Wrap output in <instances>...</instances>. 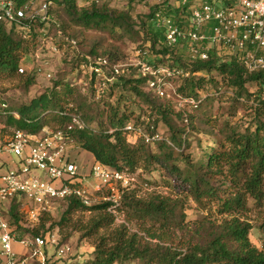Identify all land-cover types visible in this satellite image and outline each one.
I'll use <instances>...</instances> for the list:
<instances>
[{"label":"trees","instance_id":"16d2710c","mask_svg":"<svg viewBox=\"0 0 264 264\" xmlns=\"http://www.w3.org/2000/svg\"><path fill=\"white\" fill-rule=\"evenodd\" d=\"M15 1L20 7L30 0ZM60 3L67 7L74 22L84 28L145 34L148 44L140 46L139 57L154 68L188 72V75H177L170 81L176 84L177 92L182 96L202 99L199 106L193 108L196 112L204 102L231 91L235 100L251 102L247 104L246 115L250 120L243 130L226 122L215 132L218 121L206 112L191 115L190 111L180 108L173 110L174 98H163L165 102H158L162 97L149 86L150 75H144L140 65H131L128 72L117 75L106 68L108 78L113 77L110 80L99 77L97 80L93 73L89 91L90 100L96 107L91 110L86 108L88 104L77 101L80 96L76 87L63 80H56L50 90L18 105L10 106L1 101L0 121L12 131L11 137L17 130L40 134L45 128L66 129L73 115L77 114L85 122V127L76 128L69 134L75 144L94 156L96 162L130 173L139 168L150 171L158 167L170 177L176 192L170 196L155 192L140 197L131 186H125L118 202L105 200L91 205L70 196L63 200L67 208L58 222L53 221L51 212H43L31 226L26 224L23 201L15 196L3 210L11 232L17 239L47 238L55 225L70 223L71 212L89 210L92 211L89 220L75 226L84 236L93 238V255L85 264L132 261H139V264H264V241L262 248L252 242L250 231L253 225L245 217L248 211L256 209L261 214L264 228V70L250 72L235 58L226 56L211 54L208 59H202L185 54V47L181 45L170 49L165 40V28L155 21L154 16L161 11L174 18L177 24H182L188 18L189 7L179 2L175 6L168 1L156 6L141 24H136L129 10L111 8L109 1L81 7L74 0ZM36 23L43 22L24 20L25 25L20 26L0 20V73L20 72L22 59L31 45L29 38L17 36L16 31L17 28L34 31ZM41 44L43 39L39 40ZM87 55H101L109 60L110 66L123 60L113 52L94 48L85 54V63H88ZM213 70L221 75L222 82L217 83L219 80L213 77L207 79L203 74H210ZM32 77L28 78L29 82ZM210 80L215 86L206 83ZM97 81L99 87L95 85ZM248 83L257 89L250 90ZM224 85L229 90L223 92ZM99 88L102 91L98 93ZM116 88L121 97L130 93L138 103L145 102L157 112V116L160 115L169 126L170 135L161 133L159 141L147 142L135 130H126L127 123L133 122L144 131L153 123L160 131L159 117L142 115L132 120L130 113L121 111L120 102L114 104L110 101ZM174 111L184 122L183 126L172 124L169 114ZM189 199L200 210L214 212L217 217L211 219L207 214L190 220L186 212ZM115 211L123 214L125 220L118 223ZM47 222L52 223L47 226ZM132 222L136 225L135 230L130 226ZM23 231L27 235L17 234Z\"/></svg>","mask_w":264,"mask_h":264},{"label":"built area","instance_id":"2783aa9c","mask_svg":"<svg viewBox=\"0 0 264 264\" xmlns=\"http://www.w3.org/2000/svg\"><path fill=\"white\" fill-rule=\"evenodd\" d=\"M112 0H87L88 3ZM130 1V0H128ZM188 5V18L177 24L172 17L161 11L154 19L165 28V40L170 49L184 46L187 54L208 59L211 54L228 59L235 58L246 70L253 72L264 70V0H179ZM51 0H30L25 6H17L15 0H0V20L24 26V20L46 22L49 19ZM39 4L38 10L36 5ZM76 44V40H70ZM53 50H58L53 46ZM38 56V55H37ZM90 73L97 78H108L105 69L110 68L117 75L129 71V66L140 65V71L149 74V86L162 98H174L177 106L185 111L197 108L201 98L184 97L177 92L170 79L177 75H188L177 69L154 68L146 61H138L123 66L110 62L103 56L87 55ZM24 72V68H20ZM165 75V77L162 76ZM51 76V73H48ZM113 77L108 78L109 80ZM187 121V119H186ZM83 119L74 114L68 128H45L43 133H27L17 130L6 144L0 143V156L3 152L19 156L21 167L0 174V264H48L47 244H56L58 256L70 252L69 244L59 245L54 237L36 236L17 239L11 232L10 224L3 210L15 196L29 205L27 216L37 221L43 212H51L57 201L74 196L83 203L91 205L90 190L86 187V175L79 173V165L71 156L70 147L75 143L69 134L76 128H84ZM126 130H135L144 136L147 142L162 139V134L153 123L147 131L127 123ZM89 176L94 179V190L109 182L129 186L133 183L134 173L120 171L104 166L96 161L91 166ZM118 202L115 194L104 197ZM28 249L17 252L14 244Z\"/></svg>","mask_w":264,"mask_h":264},{"label":"rangeland","instance_id":"374dc122","mask_svg":"<svg viewBox=\"0 0 264 264\" xmlns=\"http://www.w3.org/2000/svg\"><path fill=\"white\" fill-rule=\"evenodd\" d=\"M60 1L63 0H51V9L49 12V19L44 23H36V30L28 32L22 31L21 28H17V36H25L29 38L31 49L28 51L21 62V67L24 68V72L15 74L0 73V102L6 101L10 106L18 105L21 102L29 101L34 96L41 94L46 90H50L54 86L56 80H63L65 82L72 83L78 90L79 99L86 105L88 110L95 108L96 105L90 100L91 94L89 91L91 73L88 63H85V54H89L92 49H97L102 52L116 54L115 56L123 59L120 64L123 66L130 65L131 63L138 62L141 58L138 55L140 46L148 44L147 36L145 34L125 33V32H111L109 29H96V28H84L77 25L74 20L69 16L67 7ZM76 4L81 6L90 5L87 0H74ZM171 2L173 6L177 5L178 0H112L109 1L111 8H119L129 10L136 24H141L145 21L149 14L153 12L156 6L165 2ZM39 4L36 5L38 10ZM42 24V25H41ZM43 39V44L39 45V40ZM72 39H75L76 44L70 43ZM53 46H56L58 50H53ZM187 54V52L185 53ZM38 55V56H37ZM187 60L188 58H184ZM48 73L52 75L49 76ZM207 79L219 80L217 83L222 82L221 75L216 70H213L210 74L203 73ZM31 81H28V78ZM104 78V76H99ZM98 80V78H97ZM178 78L175 79V82ZM210 86H215L211 80L206 82ZM216 83V84H217ZM174 86L175 83H172ZM95 85L99 87L100 82H96ZM225 90H229L225 87ZM247 86L250 90H256L257 87L248 83ZM99 88V92H101ZM213 91V90H209ZM231 91H226L220 98H214L204 102L202 108L198 112H206L209 117L215 118L218 122L215 132H218L224 123L228 122L231 125L239 126L243 130L249 117L247 115V104L250 101L235 100L231 95ZM136 97L130 93H124L121 97V92L118 88L115 89L114 95L110 98V101L114 104L120 102L121 111H126L131 114L132 120H135L137 116L149 115L158 118V128L163 135L169 136L171 130L169 126L160 119V115L157 116V112H154L148 105L138 103ZM120 100V101H119ZM166 99L160 98L158 102H165ZM175 104L177 105V101ZM172 106L173 110H178V106ZM83 106V105H82ZM88 106V107H87ZM206 110V111H204ZM176 111L169 114V118L174 126H183L184 122L176 117ZM191 115L196 114L194 109H188ZM132 112V113H131ZM199 122V120H198ZM5 128V129H4ZM12 131L5 127L4 123L0 121V143L6 144L11 138ZM43 133V131L41 132ZM192 135V134H191ZM203 138L208 137L201 135ZM193 144L194 135L192 136ZM71 156L82 165V175H86L85 181L86 187L90 190L88 194L93 203H101L107 199L111 194H115V197L119 200L120 191L124 184L109 182L101 187V190H94V179L89 176V172L92 164L94 163L93 157L85 150L81 149L78 144H72L70 147ZM9 152H3V155ZM2 155V156H3ZM2 156H0V163ZM9 162L6 165H0V174L9 172L16 163H20L19 156L14 153H9ZM134 181L129 186L135 189L140 197H147L152 193H160L165 196L175 195V189L170 177L165 171L156 167L150 171L139 168L134 173ZM175 197V196H174ZM23 201V200H22ZM29 204L23 201L22 210L27 213ZM67 204L64 201H57L54 203L51 213L53 215V221L58 222L62 216L64 210H66ZM116 212V211H115ZM187 216L190 220L201 218L204 215L210 214L211 219H215L217 215L214 212L203 211L197 207V204L189 199L186 204ZM92 215V211H73L70 214V223L66 222L62 226L55 225L49 235L50 238L54 237L59 245L69 244L71 250L64 256H58L56 253L57 246L52 244L51 241L47 244L46 250L50 259V264H85L93 255L94 246L93 238L86 237L82 231L76 230L75 226L78 223L86 222ZM117 222L124 221V215L116 212ZM256 210H250L245 217L252 223L253 227L250 231V238L252 242L259 248L263 247L264 241V228H262V217ZM52 222H47V226H50ZM27 225H34L36 221H33L28 216L26 217ZM132 230L136 229L134 222L130 223ZM18 235H27L26 231L23 233H17ZM46 235V236H48ZM15 248V244H14ZM28 249L23 247L21 253L27 252ZM124 264H139V261L126 262Z\"/></svg>","mask_w":264,"mask_h":264},{"label":"crops","instance_id":"0c3cea01","mask_svg":"<svg viewBox=\"0 0 264 264\" xmlns=\"http://www.w3.org/2000/svg\"><path fill=\"white\" fill-rule=\"evenodd\" d=\"M87 152V151H86ZM87 153H89L92 157H93V159L95 160V158H94V156L90 153V152H87ZM3 155V153L1 154V156ZM9 162H11L10 160H9V153L7 154H5V155H3L2 156V159H1V163H0V165H6V164H8ZM77 163H78V161H76ZM78 165H79V173L80 174H82V171H81V169H82V165H80L79 163H78ZM21 167V162L18 164V163H16L15 164V166L11 169V170H16V169H19ZM21 249H23V247L20 245V244H18V243H15V250L17 251V252H20L21 253Z\"/></svg>","mask_w":264,"mask_h":264}]
</instances>
